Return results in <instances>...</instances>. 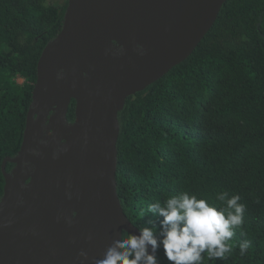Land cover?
Segmentation results:
<instances>
[{
  "label": "water",
  "instance_id": "95a60500",
  "mask_svg": "<svg viewBox=\"0 0 264 264\" xmlns=\"http://www.w3.org/2000/svg\"><path fill=\"white\" fill-rule=\"evenodd\" d=\"M226 2L68 0L38 62L21 150L2 164L0 264H94L122 231L138 232L117 194L118 115L192 55Z\"/></svg>",
  "mask_w": 264,
  "mask_h": 264
},
{
  "label": "trees",
  "instance_id": "16d2710c",
  "mask_svg": "<svg viewBox=\"0 0 264 264\" xmlns=\"http://www.w3.org/2000/svg\"><path fill=\"white\" fill-rule=\"evenodd\" d=\"M67 7L0 0V202L3 161L21 150L38 62ZM75 119L73 100L67 122ZM118 120L117 194L135 227L151 220L159 229L161 218L140 212L170 195L188 192L219 208L218 193L238 194L246 211L233 252L204 264H264V0H227L192 55L129 97ZM244 240L251 247L241 256ZM157 256L169 264L162 248Z\"/></svg>",
  "mask_w": 264,
  "mask_h": 264
},
{
  "label": "clouds",
  "instance_id": "9594fccd",
  "mask_svg": "<svg viewBox=\"0 0 264 264\" xmlns=\"http://www.w3.org/2000/svg\"><path fill=\"white\" fill-rule=\"evenodd\" d=\"M137 48L141 55L146 54L142 45ZM124 52L120 45L115 55ZM216 199L226 206L218 208L188 192L149 204L140 215L161 218L159 229L149 220V226L140 228L137 233L122 231L120 238L113 240L103 258L95 260L94 264H159L157 253L161 248L169 264H204L205 259H227L233 252L234 230L244 223L246 205L240 203L238 194L229 198L227 192H221ZM238 246L240 255L244 256L251 242L244 240ZM80 256L88 259L83 251Z\"/></svg>",
  "mask_w": 264,
  "mask_h": 264
},
{
  "label": "rangeland",
  "instance_id": "374dc122",
  "mask_svg": "<svg viewBox=\"0 0 264 264\" xmlns=\"http://www.w3.org/2000/svg\"><path fill=\"white\" fill-rule=\"evenodd\" d=\"M67 2V0H46V5L48 6H55V7H58V8H61L62 6L65 5V3ZM16 83L20 86L24 85L25 84V79L22 78V77H17L15 79ZM66 125H69L67 122H65V126ZM45 131L47 133H49V130L48 128L46 127L45 128ZM62 152V147H59V150L57 153H61Z\"/></svg>",
  "mask_w": 264,
  "mask_h": 264
},
{
  "label": "flooded vegetation",
  "instance_id": "af4514ba",
  "mask_svg": "<svg viewBox=\"0 0 264 264\" xmlns=\"http://www.w3.org/2000/svg\"><path fill=\"white\" fill-rule=\"evenodd\" d=\"M48 123H46L45 125H44V127H43V135H49V134H51L52 132H51V130H49V133H47L46 131H45V128L47 127L48 128V125H47ZM44 145H46V143H43ZM64 144V142L63 143H61V145H63ZM60 146V145H59ZM14 169H15V167H14ZM13 169V170H14ZM31 171H33V167L31 166Z\"/></svg>",
  "mask_w": 264,
  "mask_h": 264
}]
</instances>
